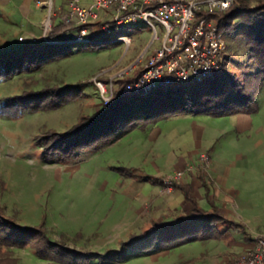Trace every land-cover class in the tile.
<instances>
[{
	"label": "rangeland",
	"instance_id": "obj_1",
	"mask_svg": "<svg viewBox=\"0 0 264 264\" xmlns=\"http://www.w3.org/2000/svg\"><path fill=\"white\" fill-rule=\"evenodd\" d=\"M43 1L36 4L43 13L37 19L36 33L32 36L27 34L24 22L7 20L11 8L0 4V41L11 43L33 37L37 39L43 34L45 23L55 20L54 13L58 18L65 14L62 7L66 6L67 0H50L49 8ZM246 1L255 5L264 0ZM55 3L60 6L59 10ZM101 17L110 18L109 14L103 13H100ZM150 20L161 30L158 23ZM68 34L72 32L58 38L67 39ZM120 35L129 37V45L117 42ZM149 39L150 28L146 25L120 26L119 30L104 33L93 42L100 45L95 50H80L74 46L69 56L44 64L35 72L0 79V101L28 89L88 82L80 96L55 108L41 107L16 116L0 111V210L4 216L21 226L40 225L50 240L62 241L65 246L85 254H103L109 249H118L130 234L139 230L138 225L126 230L127 227L121 224L126 204L132 199L123 193L117 182L120 176L135 172L125 165L124 155L83 150L70 161L54 163L41 155L42 149L36 140L48 131H66L80 116L90 115L100 107L92 79L106 82L111 77L115 83L116 79L132 74L144 61L137 62ZM223 39L226 54L243 59L246 48L242 41L227 35H223ZM132 67L131 72L129 68ZM191 83V79L185 82L186 85ZM254 102L256 109L251 113L220 118L204 116L213 124L210 123V129L199 139L179 116H174L156 120L161 132L155 143L149 141L144 132L130 130L129 136L119 144L127 152L137 151L140 156L137 164L142 166L147 167L153 157L163 159V169H168L163 175L173 172L175 168L170 165L174 161L181 166L195 161L197 166H202V173L207 178H210L214 164L233 167L229 179L235 193L229 216L243 224L244 230L252 232L249 241L252 245L255 236L264 237V79L255 90ZM200 155L207 158V164L199 159ZM146 167L139 170L143 180H153V175L144 178ZM146 183L152 185L150 181ZM143 195L147 201L149 192ZM239 239L238 244L229 246L227 240L206 244L199 254V247H196L189 249L184 256L189 246L185 244L169 249L170 254L134 256L112 264H240L241 257L250 250H242L239 244L248 241ZM221 243L228 249H224ZM9 250L17 264H56L34 257L29 247ZM89 264L104 263L94 258Z\"/></svg>",
	"mask_w": 264,
	"mask_h": 264
},
{
	"label": "trees",
	"instance_id": "obj_2",
	"mask_svg": "<svg viewBox=\"0 0 264 264\" xmlns=\"http://www.w3.org/2000/svg\"><path fill=\"white\" fill-rule=\"evenodd\" d=\"M207 17L223 35L242 41L246 48L243 59L227 53L222 70L189 85L159 87L144 96L114 93L92 114L80 116L66 131H48L39 137L36 144L42 149L41 155L49 158V162L61 164L77 157L83 150L97 152L134 128L144 129L156 120L170 116L204 114L221 117L254 112L255 90L264 79V1L250 5L246 0H236L226 10ZM76 29L78 26L62 16L58 24L50 21L46 32L50 42L42 39L11 43L0 41V79L35 72L44 64L69 56L74 46L88 51L100 47L90 39L89 42L71 43L69 34L67 39L58 38ZM131 78L117 79L115 84L119 87ZM87 83L28 89L19 95L3 98L0 111L16 116L41 107L55 108L80 96ZM184 196L189 202L185 216L163 224L151 223L147 229L130 234L118 249H109L103 254H85L65 246L62 241H52L42 226L18 225L0 210V264H17L9 249L23 247H29L34 257L56 264H89L94 258L104 264H112L194 239L215 238L221 234L216 224H232L213 207L211 211L199 208L188 190L184 191Z\"/></svg>",
	"mask_w": 264,
	"mask_h": 264
},
{
	"label": "built area",
	"instance_id": "obj_3",
	"mask_svg": "<svg viewBox=\"0 0 264 264\" xmlns=\"http://www.w3.org/2000/svg\"><path fill=\"white\" fill-rule=\"evenodd\" d=\"M236 0H89L80 6L79 0L66 3L67 21L78 26L69 42H89V28L102 33L117 31L120 26L142 24L150 28V39L142 49L137 62L142 65L129 76L131 80L121 86L109 77L106 82L93 78L101 103H106L114 93L144 96L159 87L179 85L188 79L192 82L211 77L224 62L226 47L223 34L207 16L229 8ZM50 7V0L43 1ZM42 2V3H43ZM40 1H36L39 4ZM101 12L110 18L97 26ZM153 19L161 30L151 22ZM94 25V26H93ZM49 24L45 23L40 39L45 42ZM21 39V38H19ZM34 37L30 41H35ZM117 41L129 45V38L118 36ZM133 67L129 68L132 72ZM126 73V72H125ZM121 78V75L120 77ZM117 80V79H116ZM208 163L207 158L199 156ZM206 159V160H205ZM181 176L176 170L159 178V193H171L174 182ZM240 264H264V237L255 236L250 251L241 257Z\"/></svg>",
	"mask_w": 264,
	"mask_h": 264
},
{
	"label": "crops",
	"instance_id": "obj_4",
	"mask_svg": "<svg viewBox=\"0 0 264 264\" xmlns=\"http://www.w3.org/2000/svg\"><path fill=\"white\" fill-rule=\"evenodd\" d=\"M36 1L43 0H0V4L7 5L11 8L10 13L7 14L8 17L6 16L7 20H12L14 22H24L25 26H27V34L32 36L36 33L35 29L37 19H40L43 13L42 8L36 5ZM56 3V9L59 10L60 6H57ZM88 3L89 0H79L80 6L86 7L88 6ZM64 8L62 7V10H66L67 7L65 6ZM101 13H103L104 15L108 14L105 12ZM56 16V13H54L55 20L52 22L53 24H58L62 16L67 19L66 12L64 15L60 16V18ZM106 20L107 18L101 17L98 21H96L97 23L94 25L97 26L99 23ZM74 32L75 31H73L72 34ZM103 34L104 33H102L98 28L94 27V30L89 28L87 36L92 42H97L98 38ZM40 36L37 37V39H40ZM175 116H179L181 118L180 120L184 121L183 124L193 130L196 139H199L202 135H204L206 131L210 129L209 125L212 122L208 119H205L204 116L208 115L204 114H180ZM171 117L174 116H170L168 118ZM208 117L220 118L212 116ZM133 130H140V132L142 133L144 132L146 134V138L154 143L155 141H157V136L161 132V129H159L157 123L150 124L144 129L134 128L131 131ZM130 133L131 132L129 131V133L120 136L108 145L101 148L99 151L94 152H101L105 155L121 153L125 157V165L129 167L133 172L135 171L134 173L128 174L124 177L120 176V178L118 179L119 181L117 182V186L122 189L123 193L130 199H132L130 201L131 203L126 204V214L122 219L123 223L121 221V224L127 227L126 230H129V228L138 225L139 230L142 229L141 231H143L147 229L151 223L163 224L173 221L178 217L185 216L189 211V202L185 199L184 196V191L187 190L190 192L191 197L194 199L196 205L199 208L204 211H211L213 207L215 211L219 213L226 221L232 223L228 224L227 222H223L222 224H216V228L221 234H219L215 238H211L208 240L194 239L192 241L184 242L171 248L155 250L150 253L139 254L135 256L139 257L149 254H152L153 257L162 256V254H170L171 249L185 244H189V246L185 249L184 256L187 255L189 249H195L196 247H199V249L197 250V253L199 254L205 249V247L202 249L201 247L206 246V244L213 242L218 243L220 241L224 242L225 240H227L226 244L229 246L234 243L238 244L239 241L237 240L239 238V240L242 239L243 241L244 238V240L248 241L247 243L242 242L241 244H239L242 250L248 251L252 248V243L249 242L251 240L250 238L252 237V232H247L246 230H244L242 226L243 224L238 223V221L230 218L231 216H229L230 213H232V202H234L233 197L235 193L233 191V188L230 187V184L232 185V182L229 179L230 174L233 172V167L224 166L223 164H214L211 167L210 178H207L206 175L202 173V166L201 168L200 165L197 166L195 164V161L191 162L193 164L188 163L184 164V166H181L179 162L174 161V163L170 166H173L175 168L173 171H181V176L174 182L170 194H168L167 196L163 194L159 195V177H161L166 171H168V169H163L164 161L163 159L158 160L157 157L151 158L147 167L142 166L141 164H137V161L140 157L138 156L139 153L137 151L127 152V150L121 148L119 145L120 141L122 142V139L126 136L128 137ZM191 165L194 166L191 167ZM144 167H146L149 174H147L148 172L146 171L143 175H145V177H147L146 175H153L154 177L153 180L146 179L147 181H150L152 185L147 184L146 180L141 179L142 176L139 170H143ZM147 191L149 192L150 196L146 201L143 194ZM115 225L118 227V223H116ZM139 230H136L135 234L141 232ZM223 247L224 249H228L226 248V245H223Z\"/></svg>",
	"mask_w": 264,
	"mask_h": 264
}]
</instances>
